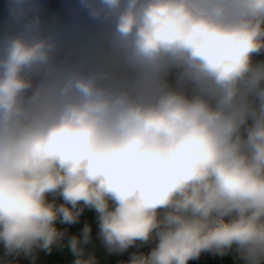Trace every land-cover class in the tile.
<instances>
[{"label": "clouds", "instance_id": "9594fccd", "mask_svg": "<svg viewBox=\"0 0 264 264\" xmlns=\"http://www.w3.org/2000/svg\"><path fill=\"white\" fill-rule=\"evenodd\" d=\"M80 7L60 23L8 0L0 264H101L98 246L118 264H264V0ZM86 210L95 236L62 227Z\"/></svg>", "mask_w": 264, "mask_h": 264}, {"label": "crops", "instance_id": "0c3cea01", "mask_svg": "<svg viewBox=\"0 0 264 264\" xmlns=\"http://www.w3.org/2000/svg\"><path fill=\"white\" fill-rule=\"evenodd\" d=\"M41 8V14L45 20H55L60 23H71L78 18H83L84 13L80 7V0H35ZM9 17L8 0H0V31L6 25ZM85 221L74 226L68 227V231L79 232L85 223H89L93 227V235L96 233V217L95 213L86 210L84 215ZM150 245L145 246L142 251H148ZM96 255L101 260V264H118L122 261L121 254L107 256L105 250L98 246ZM3 256V249L0 248V257ZM11 259V258H9ZM71 256L67 250L55 249L50 255L39 253L35 264H70ZM18 264H32L28 258L20 257ZM201 264H234L231 256H213L210 253H205Z\"/></svg>", "mask_w": 264, "mask_h": 264}, {"label": "built area", "instance_id": "2783aa9c", "mask_svg": "<svg viewBox=\"0 0 264 264\" xmlns=\"http://www.w3.org/2000/svg\"><path fill=\"white\" fill-rule=\"evenodd\" d=\"M85 221V217L82 216L81 217V221L80 222H84ZM76 225V224H75ZM71 226H74V225H71ZM62 227H70V226H62ZM134 250V249H133ZM133 250H130V251H133ZM122 256V260H127L129 258V253H124V254H121Z\"/></svg>", "mask_w": 264, "mask_h": 264}, {"label": "trees", "instance_id": "16d2710c", "mask_svg": "<svg viewBox=\"0 0 264 264\" xmlns=\"http://www.w3.org/2000/svg\"><path fill=\"white\" fill-rule=\"evenodd\" d=\"M204 254H205V253H203V254L200 256L199 259L194 260V261H191L190 264H201V260H202V258H203V256H204Z\"/></svg>", "mask_w": 264, "mask_h": 264}, {"label": "rangeland", "instance_id": "374dc122", "mask_svg": "<svg viewBox=\"0 0 264 264\" xmlns=\"http://www.w3.org/2000/svg\"><path fill=\"white\" fill-rule=\"evenodd\" d=\"M259 58H264V57H259Z\"/></svg>", "mask_w": 264, "mask_h": 264}]
</instances>
